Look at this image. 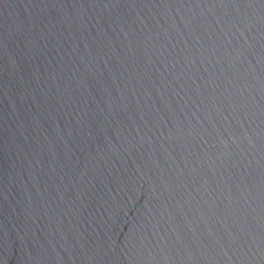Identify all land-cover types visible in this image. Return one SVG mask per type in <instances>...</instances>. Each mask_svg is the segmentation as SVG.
I'll return each instance as SVG.
<instances>
[{
	"label": "water",
	"instance_id": "95a60500",
	"mask_svg": "<svg viewBox=\"0 0 264 264\" xmlns=\"http://www.w3.org/2000/svg\"><path fill=\"white\" fill-rule=\"evenodd\" d=\"M0 264H264V0H0Z\"/></svg>",
	"mask_w": 264,
	"mask_h": 264
}]
</instances>
